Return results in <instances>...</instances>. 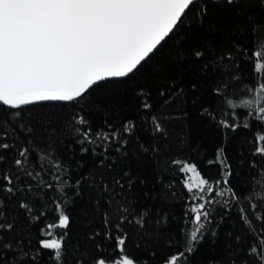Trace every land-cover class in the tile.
Listing matches in <instances>:
<instances>
[{
	"label": "trees",
	"instance_id": "trees-1",
	"mask_svg": "<svg viewBox=\"0 0 264 264\" xmlns=\"http://www.w3.org/2000/svg\"><path fill=\"white\" fill-rule=\"evenodd\" d=\"M150 56L134 74L101 81L77 101L8 109L9 125L24 142L16 147L27 146L18 125L30 126L33 143L51 153L59 172L55 165L41 170L33 155L30 170L44 183L24 176L12 164L15 149L0 162L20 176L24 189L10 199L0 196V264H57L54 250L39 241L51 238L47 225L58 223L59 210L69 217L67 228L51 230L63 238L61 264L100 258L109 264L123 256L134 264H170L186 247L185 232L190 240L191 208L198 203L208 213L202 236L178 264H253V249L258 264L264 155L257 148L264 146L258 139L264 122L259 105L242 102L255 99L264 83V69H255L264 64V0H198ZM73 116L86 119L93 133L114 132L115 138L81 145L75 128L65 127ZM185 163L196 166L212 192L188 191L180 170Z\"/></svg>",
	"mask_w": 264,
	"mask_h": 264
},
{
	"label": "snow or ice",
	"instance_id": "snow-or-ice-1",
	"mask_svg": "<svg viewBox=\"0 0 264 264\" xmlns=\"http://www.w3.org/2000/svg\"><path fill=\"white\" fill-rule=\"evenodd\" d=\"M226 2L232 4L233 0ZM196 6L197 0H0V106H7L3 109L5 115L0 116V162L5 161L8 153L15 149L12 164L24 176L44 183L40 172L34 174L30 170L32 163H38L41 170L46 165H55L59 172V165L51 153L33 143L30 126L18 125L19 131L27 138V146L16 147L17 142H24L16 128L9 125L8 109L20 110L22 106L42 101L74 102L83 98L98 82L134 74L143 66L142 62L146 63L151 58L150 54L166 42L187 11ZM200 12L206 14L207 7L200 6ZM193 55L199 58L202 53L196 51ZM260 55L256 53V56ZM255 69L259 73L264 64L256 63ZM262 101L264 83L255 89V99L245 100L242 105H259L256 109L258 119L264 122ZM144 106L148 107L147 104ZM11 115L15 117L20 113L16 111ZM69 126L75 128V134L80 137L77 142L81 145L85 142L96 144L97 139L108 141L115 138L114 132L93 133L83 117L73 116L65 125ZM125 131H129L128 125H125ZM258 139L264 144V135ZM50 144L51 136L49 147ZM257 152L264 155V146L258 147ZM33 155L36 160L30 163ZM180 170L191 174L185 181L189 192L213 191L194 164L185 163ZM20 179L9 169L0 168V196L10 199L17 192H22ZM54 179L59 180V175ZM224 182L227 183L226 180ZM53 186L52 183L47 185L48 188ZM28 187L30 190L31 185ZM59 190L62 191V186ZM224 194L223 191L218 193L220 196ZM200 199H203L202 195ZM3 204L4 199H0V206ZM20 207L31 211L24 203ZM55 208L59 210L60 205L57 203ZM204 209L205 203L191 208L195 215L191 220L194 229L190 240H187L189 233L185 232L186 247L181 253L171 256L170 264L182 261L185 253L193 250L192 241L198 240V234L202 236V217L206 219L208 216ZM56 219L58 223L47 225V235L51 238L42 239L39 244L42 249L54 250L53 258L61 264L63 238H55L51 230L67 228L69 217L59 210ZM2 227L5 226L0 225ZM12 227V224L6 225L8 230ZM118 245L123 252L125 240L119 238ZM251 255L253 264H257L255 249L251 250ZM94 264H107V261L100 258ZM114 264H134V261L123 256ZM258 264H264V245H261Z\"/></svg>",
	"mask_w": 264,
	"mask_h": 264
},
{
	"label": "water",
	"instance_id": "water-1",
	"mask_svg": "<svg viewBox=\"0 0 264 264\" xmlns=\"http://www.w3.org/2000/svg\"><path fill=\"white\" fill-rule=\"evenodd\" d=\"M198 1V0H197ZM212 1H217V0H212ZM113 79H118V78H109L107 80H113ZM106 81V80H105ZM99 83V82H98ZM48 102H59V101H42V102H37L35 104H40V103H48ZM60 103H63V102H60ZM34 105V104H33ZM25 106H29V105H25ZM7 107V106H6ZM24 107V106H22Z\"/></svg>",
	"mask_w": 264,
	"mask_h": 264
},
{
	"label": "rangeland",
	"instance_id": "rangeland-1",
	"mask_svg": "<svg viewBox=\"0 0 264 264\" xmlns=\"http://www.w3.org/2000/svg\"><path fill=\"white\" fill-rule=\"evenodd\" d=\"M191 174L190 173H187V172H185V178H186V180H188V177L190 176ZM122 258V257H121ZM121 258H119V259H121ZM118 259V260H119ZM116 261V260H115ZM109 264H114V261L113 262H111V263H109Z\"/></svg>",
	"mask_w": 264,
	"mask_h": 264
}]
</instances>
